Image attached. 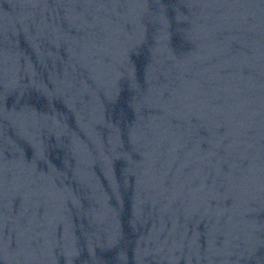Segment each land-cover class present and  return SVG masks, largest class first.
Returning <instances> with one entry per match:
<instances>
[{"label": "water", "instance_id": "1", "mask_svg": "<svg viewBox=\"0 0 264 264\" xmlns=\"http://www.w3.org/2000/svg\"><path fill=\"white\" fill-rule=\"evenodd\" d=\"M0 264H264V32L0 0Z\"/></svg>", "mask_w": 264, "mask_h": 264}]
</instances>
